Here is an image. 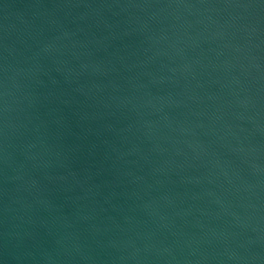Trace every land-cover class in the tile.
Here are the masks:
<instances>
[{
	"label": "water",
	"instance_id": "95a60500",
	"mask_svg": "<svg viewBox=\"0 0 264 264\" xmlns=\"http://www.w3.org/2000/svg\"><path fill=\"white\" fill-rule=\"evenodd\" d=\"M0 264H264V0H0Z\"/></svg>",
	"mask_w": 264,
	"mask_h": 264
}]
</instances>
